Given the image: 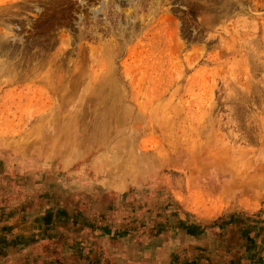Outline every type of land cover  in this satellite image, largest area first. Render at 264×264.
<instances>
[{
    "label": "rangeland",
    "instance_id": "obj_1",
    "mask_svg": "<svg viewBox=\"0 0 264 264\" xmlns=\"http://www.w3.org/2000/svg\"><path fill=\"white\" fill-rule=\"evenodd\" d=\"M262 215L264 0H0V264H263Z\"/></svg>",
    "mask_w": 264,
    "mask_h": 264
},
{
    "label": "crops",
    "instance_id": "obj_2",
    "mask_svg": "<svg viewBox=\"0 0 264 264\" xmlns=\"http://www.w3.org/2000/svg\"><path fill=\"white\" fill-rule=\"evenodd\" d=\"M237 212H240V213H242L243 212V209L242 210H236L235 211V213H237ZM246 217V216H245ZM212 219H215L216 218V216H214V217H211ZM257 219H259V220H262V219H264V215H262L260 218L259 217H256ZM209 223H211V224H209L208 225V228H209V230L211 229V226L210 225H215V223H213V222H209ZM255 223H257L258 225H260V226H262V225H264V223H260V221L259 222H255ZM256 225V224H255ZM227 226V225H226ZM228 227V226H227ZM215 228V227H214ZM255 228L257 229V232H256V234H255V239H259L260 238V240H262V242H264V228H262V227H260L259 228V226H255ZM216 229V228H215ZM225 229V228H224ZM240 231H242L241 229H239ZM247 231V230H246ZM261 231V232H260ZM245 233H247L248 234V232H245ZM215 236H217V235H215ZM218 237H220V236H218ZM223 237H225V235L223 236ZM258 257H260L261 258V262L264 264V249L262 250V252L260 251L258 254Z\"/></svg>",
    "mask_w": 264,
    "mask_h": 264
}]
</instances>
